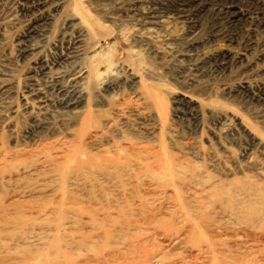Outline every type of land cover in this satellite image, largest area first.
<instances>
[{"label": "rangeland", "instance_id": "obj_1", "mask_svg": "<svg viewBox=\"0 0 264 264\" xmlns=\"http://www.w3.org/2000/svg\"><path fill=\"white\" fill-rule=\"evenodd\" d=\"M0 264H264V0H0Z\"/></svg>", "mask_w": 264, "mask_h": 264}, {"label": "bare ground", "instance_id": "obj_2", "mask_svg": "<svg viewBox=\"0 0 264 264\" xmlns=\"http://www.w3.org/2000/svg\"><path fill=\"white\" fill-rule=\"evenodd\" d=\"M78 96H79L78 93H74L73 95H71V97L66 102L62 103L64 108H71L76 103V101L78 100Z\"/></svg>", "mask_w": 264, "mask_h": 264}]
</instances>
